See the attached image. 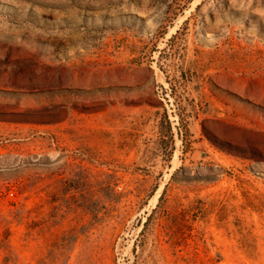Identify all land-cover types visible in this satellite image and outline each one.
<instances>
[{
	"label": "rangeland",
	"instance_id": "1",
	"mask_svg": "<svg viewBox=\"0 0 264 264\" xmlns=\"http://www.w3.org/2000/svg\"><path fill=\"white\" fill-rule=\"evenodd\" d=\"M0 264H264V0H0Z\"/></svg>",
	"mask_w": 264,
	"mask_h": 264
}]
</instances>
